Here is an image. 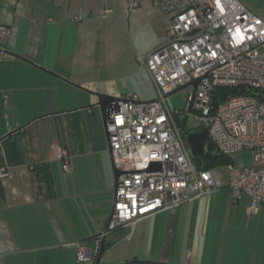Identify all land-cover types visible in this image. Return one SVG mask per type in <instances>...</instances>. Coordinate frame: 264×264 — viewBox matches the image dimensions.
<instances>
[{"label": "crops", "instance_id": "0c3cea01", "mask_svg": "<svg viewBox=\"0 0 264 264\" xmlns=\"http://www.w3.org/2000/svg\"><path fill=\"white\" fill-rule=\"evenodd\" d=\"M169 19L149 0H0V264H79L76 243L95 264L115 202L105 113L156 100L137 58ZM230 160L263 169L251 151ZM211 172L199 200L108 232L99 264H264V206L248 215L225 167Z\"/></svg>", "mask_w": 264, "mask_h": 264}, {"label": "built area", "instance_id": "2783aa9c", "mask_svg": "<svg viewBox=\"0 0 264 264\" xmlns=\"http://www.w3.org/2000/svg\"><path fill=\"white\" fill-rule=\"evenodd\" d=\"M149 1L170 17L165 43L137 58L154 84L157 101L140 104L136 97L125 98L105 123L113 166L121 173L107 230L132 227L212 190V172L194 165L178 122L194 132L208 127L210 142L220 154L253 153V162L263 169L234 164L225 169L233 203L244 194L246 212L254 214L264 206V19L242 0ZM108 14L105 9L98 13L101 18ZM194 80L199 83L185 108H172L168 95ZM216 89H238L241 94L213 108ZM56 156L68 173L66 152L56 149ZM73 246L79 264L89 260L84 243Z\"/></svg>", "mask_w": 264, "mask_h": 264}, {"label": "water", "instance_id": "95a60500", "mask_svg": "<svg viewBox=\"0 0 264 264\" xmlns=\"http://www.w3.org/2000/svg\"><path fill=\"white\" fill-rule=\"evenodd\" d=\"M199 80H194L191 83H189L188 85L184 86V87H180L177 90H175L174 92H172L171 94L168 95L171 96L172 94L179 92L181 90H183L186 87H191L193 89L192 91V95H194L196 88L198 86ZM98 98V104L99 106L103 109V105L102 103H104V101L106 100H113V101H118V99L112 98V97H107V96H102V95H95ZM157 100H154L153 102H156ZM121 102V101H120ZM117 108V106H116ZM189 111V109L187 108V112ZM111 113L107 112L105 113V118L106 121L109 120V116ZM105 121V123H106ZM210 141V134H209V128L208 127H204L200 132L198 133H191L187 136L186 138V144L187 147L189 149V152L191 153L192 157H197V158H202L204 157V155L206 154V143ZM115 173V179L117 181L118 177L120 176V172L117 170H114ZM116 186V183H115ZM114 206H115V202L113 203V208H112V212L110 214V217L108 219V224L112 221V216L114 213ZM108 234V230L107 227L104 231V234L102 236V241H101V246L99 249V252L97 254V257L95 259V264H99L100 263V259H101V255L103 252V248H104V241H105V236ZM125 264H133V263H125Z\"/></svg>", "mask_w": 264, "mask_h": 264}, {"label": "trees", "instance_id": "16d2710c", "mask_svg": "<svg viewBox=\"0 0 264 264\" xmlns=\"http://www.w3.org/2000/svg\"><path fill=\"white\" fill-rule=\"evenodd\" d=\"M238 89H216L213 91L211 96L212 102L211 105L213 108H216L220 103L224 102L228 97L239 95ZM179 127L182 129L183 134L188 136L191 133H198L200 131H191L185 128L183 123H179ZM194 165L200 170H215L222 167H227L232 164L229 156L218 153L213 144L208 141L206 143V154L202 158L193 157L192 158Z\"/></svg>", "mask_w": 264, "mask_h": 264}, {"label": "rangeland", "instance_id": "374dc122", "mask_svg": "<svg viewBox=\"0 0 264 264\" xmlns=\"http://www.w3.org/2000/svg\"><path fill=\"white\" fill-rule=\"evenodd\" d=\"M242 2L255 14L264 19V0H242ZM193 89L191 87H186L183 90L176 92L169 96L168 101L172 108L175 110H182L186 106L187 97L192 93ZM156 96H154L155 98ZM245 160H240L239 165L244 161L248 162L249 158L252 160V155L246 152Z\"/></svg>", "mask_w": 264, "mask_h": 264}]
</instances>
